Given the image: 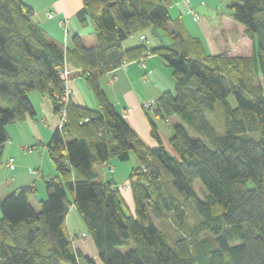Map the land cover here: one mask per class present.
I'll return each instance as SVG.
<instances>
[{"label": "trees", "instance_id": "obj_1", "mask_svg": "<svg viewBox=\"0 0 264 264\" xmlns=\"http://www.w3.org/2000/svg\"><path fill=\"white\" fill-rule=\"evenodd\" d=\"M170 4L83 0L76 17L92 26L97 43L88 46L75 34L63 46L33 20L27 2L0 0V166L8 125L35 115L32 91L47 95L58 113L66 110L46 144L56 169L45 181L47 197L36 208L31 184L0 201V264H96L74 247L67 224L72 207L105 264H264V0L228 4L252 41L250 54H207L198 38L171 27ZM146 31L170 42L153 45L144 34L139 46L123 47ZM149 53L174 69L176 81L147 111L157 147L145 143L101 85L106 73ZM66 64L84 77L97 108L72 97L65 102ZM154 116L178 118L170 150ZM132 152L143 165L129 175L134 211L127 212L123 191L98 179L97 168L114 158L128 161ZM167 217L180 230L173 240L155 221Z\"/></svg>", "mask_w": 264, "mask_h": 264}, {"label": "crops", "instance_id": "obj_2", "mask_svg": "<svg viewBox=\"0 0 264 264\" xmlns=\"http://www.w3.org/2000/svg\"><path fill=\"white\" fill-rule=\"evenodd\" d=\"M24 1L35 10L33 20L39 23L57 43L63 46L71 45L75 34H80L86 44L88 40L92 45L97 43L95 34L88 31L89 27L84 28L76 17L78 10L83 6V0ZM176 3L178 7H181L180 3L177 1ZM200 4L205 5L204 0ZM201 5L196 6V12H199L198 9L201 8ZM177 6L176 4L173 5V0H171L169 8L174 19L171 27L181 30L191 37L198 38L207 54L218 55L225 51L231 54H250L252 52V41L244 34L243 28L231 19L229 13L221 12L218 7H215L210 13L217 15V23L214 22L213 16L210 17L208 11L204 12L205 17L203 19L199 18L195 21L189 10L186 13V10L179 9V14L174 15L172 10ZM50 14H54V16L50 17ZM64 18L66 23L62 22ZM143 34L149 36L153 45L170 42L168 36L160 40V37L158 39L151 38L148 31ZM166 39L169 40L166 42ZM141 43V35L134 34L123 42V47L130 49L139 46ZM101 85L117 110L129 121L145 143L153 147L158 145L151 135V124L147 111L143 108V103L153 99L157 100L164 92L175 90L174 69L165 64L159 55L149 53L139 60H127L119 68L106 73L101 77ZM68 86L74 92L72 102L91 108L98 107L96 97L84 77L79 73L70 75ZM29 95L35 108V115L27 116L24 121L12 122L7 127L10 138L5 143L3 151H6L10 158H14V163L16 162L15 158L18 159V163H15V168L11 169L8 165L10 158L6 160V167L14 172V177H12L13 182H10L11 187L5 186L8 180L0 178V189H2L0 201L4 196L17 191L22 186L35 184L38 180L37 177L46 180L56 175V169L51 162L46 144L60 126L61 113L55 110L47 95L38 91H32ZM160 134L164 142H167L163 133L160 132ZM7 144L8 149H6ZM109 164L104 165L108 166ZM107 168L103 173L105 177L102 176L100 180H113L117 183L114 173L111 174ZM97 171L99 173L98 168ZM46 197L47 190H41V198L37 199L36 194L31 197V202L36 207V202L40 204V201ZM67 224L70 233L73 236L76 234L74 247L80 250L83 255L93 258L96 264H105L99 258V252L93 238L86 233L84 223L72 226L68 215ZM84 233L87 235L84 236Z\"/></svg>", "mask_w": 264, "mask_h": 264}, {"label": "rangeland", "instance_id": "obj_3", "mask_svg": "<svg viewBox=\"0 0 264 264\" xmlns=\"http://www.w3.org/2000/svg\"><path fill=\"white\" fill-rule=\"evenodd\" d=\"M181 4V7H178L177 6V3ZM192 1V7L196 10V6H200L201 4V1L202 0H191ZM205 2V5H201V8H199V16L200 18H204L205 17V11H208L210 17H214V22L217 23L218 22V17L216 14H213V13H210L212 12V10L215 8V7H218L221 11V12H226V13H229V10H228V3L230 2V0H204ZM177 6V8H174V10H172L173 14L174 15H177L179 14V9H184L186 10V13L188 12L187 10V6L184 4L183 0H173V5ZM183 6V7H182ZM93 28L92 26L89 27L88 31H92ZM149 32V31H148ZM149 35L151 38H153V35L151 34V32H149ZM154 39V38H153ZM169 40V39H168ZM166 39V42L168 41ZM87 45L90 46L92 45L91 42L88 40L87 41ZM69 72L70 74L74 73V69L71 68L69 65ZM259 83H262L263 86H264V81L260 78L259 79ZM94 95V94H93ZM233 103H235V100L234 98H231ZM155 100V99H153ZM147 111V110H146ZM151 111V110H149ZM153 112V111H151ZM61 116V121H63V116L60 114ZM155 120H156V123H157V126L159 128V131L163 133L164 137L167 138V142H164L166 147L170 150V146L168 144V139L169 137L172 135V132H173V124L174 122L176 123V120L178 118H171L170 120L166 121V120H163L162 118H157L155 117ZM62 122H60L61 124ZM214 123H218L216 118L214 117ZM216 128L217 130H221L220 128V125H216ZM148 145V144H147ZM153 147V146H151ZM154 147H157L154 146ZM6 149H8V144L6 146ZM41 149H43V147H41ZM10 156L9 154L5 151H3V164L1 165L0 167V172H1V176L0 178H5L6 180H8L5 184V186H10L11 187V183L10 182H13L12 181V177H14V172L10 171L7 169L6 167V160L9 159ZM47 159L50 161L49 157L47 156ZM15 163L17 164L18 163V159L15 158ZM52 162V161H51ZM52 164V163H51ZM143 165V162L137 158L136 154L134 152L131 153V157L128 161H120L119 159L117 158H114L111 160V164H109L108 166H105V165H100L98 167V170H99V178L98 179H101L102 176H104V172L107 168V170L112 174L114 173V178L115 180L117 181V185L120 187V189L123 191L125 197H126V200H127V208L126 211L129 212H133L134 211V199H133V194H132V191H131V183H130V180H129V175L132 171V169L134 167H139V166H142ZM54 166V164H53ZM55 167V166H54ZM53 167V168H54ZM164 171V169H163ZM165 172V171H164ZM48 173V172H47ZM166 173V172H165ZM167 174V173H166ZM105 177V176H104ZM168 179L172 178L170 175L167 176ZM37 181H36V185L38 187V190H37V199H40L41 198V190L43 191H46V186H45V179H42L41 177H37ZM128 185L130 187H128ZM250 185L252 186V183H250ZM195 189H196V192L197 194L199 195V197L201 199L204 198V194L206 193L205 191V187L204 185L202 184V182L200 180H197L195 182ZM2 189H0V194L2 193L1 192ZM12 193V192H10ZM35 194V195H36ZM36 205L39 206V203L36 202ZM36 206V207H37ZM1 212V211H0ZM0 216H1V213H0ZM69 221L71 223L72 226H77L78 224H81L83 223L78 211L72 207L70 212H69ZM156 221V224L161 228L163 229L168 235L169 237L171 238V240H173L176 236H178V234L180 233V230L177 228L176 224L174 223L173 219L171 217H167L165 219H162V220H158V219H155ZM190 224H193V219L190 218ZM123 250H127V248H123Z\"/></svg>", "mask_w": 264, "mask_h": 264}, {"label": "built area", "instance_id": "obj_4", "mask_svg": "<svg viewBox=\"0 0 264 264\" xmlns=\"http://www.w3.org/2000/svg\"><path fill=\"white\" fill-rule=\"evenodd\" d=\"M184 4L187 6L189 12L192 14L193 16V19L195 21L199 20L200 16H199V13L195 11V9L191 6L192 5V1L191 0H183ZM54 14H50V17H53ZM62 22L66 23V19H62ZM141 40L143 41H146V36L144 34L141 35ZM60 75L61 77L66 81V91H65V96H64V100L65 102H68V100L72 97L73 95V90L68 86V81H69V78H70V72H69V67H68V64L65 65L64 69L60 72ZM156 100H149V101H146L143 103V108L147 111L151 110L153 111L155 106H156ZM61 115L63 116V121H61L62 123L60 124L59 127H62L63 125V122L65 121L66 119V110L65 108L62 109L61 111ZM8 165L11 169H14L15 168V163H14V158H10L8 160ZM128 187H130L128 185ZM84 236H86L87 234L84 233L83 234Z\"/></svg>", "mask_w": 264, "mask_h": 264}]
</instances>
